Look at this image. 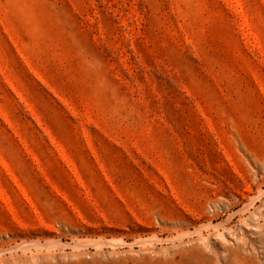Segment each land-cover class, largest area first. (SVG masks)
<instances>
[{"label":"rangeland","instance_id":"rangeland-1","mask_svg":"<svg viewBox=\"0 0 264 264\" xmlns=\"http://www.w3.org/2000/svg\"><path fill=\"white\" fill-rule=\"evenodd\" d=\"M0 264H264V0H0Z\"/></svg>","mask_w":264,"mask_h":264}]
</instances>
